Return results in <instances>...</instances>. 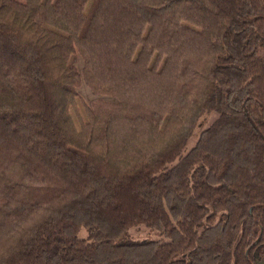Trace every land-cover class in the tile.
Wrapping results in <instances>:
<instances>
[{
  "label": "trees",
  "instance_id": "trees-1",
  "mask_svg": "<svg viewBox=\"0 0 264 264\" xmlns=\"http://www.w3.org/2000/svg\"><path fill=\"white\" fill-rule=\"evenodd\" d=\"M263 260L264 0H0V264Z\"/></svg>",
  "mask_w": 264,
  "mask_h": 264
},
{
  "label": "rangeland",
  "instance_id": "rangeland-1",
  "mask_svg": "<svg viewBox=\"0 0 264 264\" xmlns=\"http://www.w3.org/2000/svg\"><path fill=\"white\" fill-rule=\"evenodd\" d=\"M75 59H76L75 61L76 68L80 70L82 68L83 62L79 58V56ZM79 83L80 84L77 87V91L88 105H90L92 102H94L97 99H104V100H109V101L114 100L113 98L95 94L91 90V88L86 83H84V80H81V82ZM215 118H216V114H213V113L204 114V116H202L195 130V134L193 138H191L189 141L188 147H191L195 143L196 138L198 137L199 131L203 128H206V126L210 125V123H212L215 120ZM80 230H81L79 233L80 236L86 237L87 231L84 230V228ZM129 239L130 240H143V241L151 240L152 243L159 242V241H165V242L169 241V238H167L166 236H163L160 233L155 232L149 229L148 227H145V225L143 224H138V225H135L134 227L133 226L129 227L126 234L122 237L120 241L127 242V241H130Z\"/></svg>",
  "mask_w": 264,
  "mask_h": 264
},
{
  "label": "water",
  "instance_id": "water-1",
  "mask_svg": "<svg viewBox=\"0 0 264 264\" xmlns=\"http://www.w3.org/2000/svg\"><path fill=\"white\" fill-rule=\"evenodd\" d=\"M258 264H264V260L263 261H260Z\"/></svg>",
  "mask_w": 264,
  "mask_h": 264
}]
</instances>
